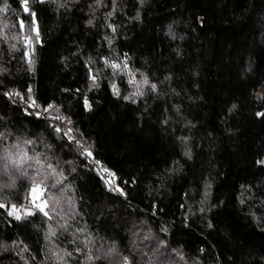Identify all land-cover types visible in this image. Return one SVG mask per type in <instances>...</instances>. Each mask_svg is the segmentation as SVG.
Instances as JSON below:
<instances>
[{
  "label": "trees",
  "instance_id": "1",
  "mask_svg": "<svg viewBox=\"0 0 264 264\" xmlns=\"http://www.w3.org/2000/svg\"><path fill=\"white\" fill-rule=\"evenodd\" d=\"M27 7L0 0V264H264V0Z\"/></svg>",
  "mask_w": 264,
  "mask_h": 264
},
{
  "label": "rangeland",
  "instance_id": "2",
  "mask_svg": "<svg viewBox=\"0 0 264 264\" xmlns=\"http://www.w3.org/2000/svg\"><path fill=\"white\" fill-rule=\"evenodd\" d=\"M30 198H31V202L35 206L40 205L39 208L37 206L36 207L38 210H40L42 212H46L48 209H52L54 206H56V202H57L56 200L43 199V195L38 196L35 199L30 195ZM41 209H43V210H41ZM33 211H34V208H32V207L22 206V208L19 207V209L16 211V216L19 215L20 217H22L23 215H29L28 213L32 214Z\"/></svg>",
  "mask_w": 264,
  "mask_h": 264
},
{
  "label": "snow or ice",
  "instance_id": "3",
  "mask_svg": "<svg viewBox=\"0 0 264 264\" xmlns=\"http://www.w3.org/2000/svg\"><path fill=\"white\" fill-rule=\"evenodd\" d=\"M23 4H24V11L25 12H29V9L27 7V4H28V0H23ZM34 16V13L32 14ZM34 23V21H33ZM20 24H21V27H23V21H20ZM36 37L38 38L39 37V32H38V28L36 29ZM112 67L116 68V67H119L118 65H112ZM94 79V77H93ZM154 87V86H153ZM31 91V90H29ZM259 115H264V113H260ZM89 155H91V153L89 152L88 153ZM46 191V189H43L41 187V185H36L34 186L32 189H31V192H30V195L35 199L37 198L38 196H42L43 195V192ZM38 208L40 207V205H36ZM0 207H6V205H3V204H0ZM13 210H15L16 206L13 205L12 206ZM42 210V209H41ZM10 215H13L15 214L14 211H10L9 212ZM45 215H47V213L45 212ZM16 219H20V216L17 215L16 216Z\"/></svg>",
  "mask_w": 264,
  "mask_h": 264
},
{
  "label": "built area",
  "instance_id": "4",
  "mask_svg": "<svg viewBox=\"0 0 264 264\" xmlns=\"http://www.w3.org/2000/svg\"><path fill=\"white\" fill-rule=\"evenodd\" d=\"M74 146L77 150H79L81 155L86 156L88 154V150L86 148H84L83 146H81V144L79 142H74ZM109 175L114 176L113 172H110Z\"/></svg>",
  "mask_w": 264,
  "mask_h": 264
},
{
  "label": "bare ground",
  "instance_id": "5",
  "mask_svg": "<svg viewBox=\"0 0 264 264\" xmlns=\"http://www.w3.org/2000/svg\"><path fill=\"white\" fill-rule=\"evenodd\" d=\"M49 116V115H48ZM76 153V152H75ZM43 210V209H42ZM29 212V211H28ZM24 213V212H23ZM28 214H30V213H28Z\"/></svg>",
  "mask_w": 264,
  "mask_h": 264
}]
</instances>
